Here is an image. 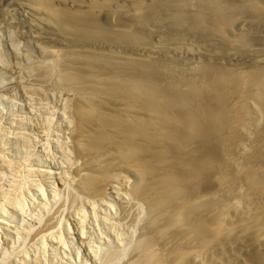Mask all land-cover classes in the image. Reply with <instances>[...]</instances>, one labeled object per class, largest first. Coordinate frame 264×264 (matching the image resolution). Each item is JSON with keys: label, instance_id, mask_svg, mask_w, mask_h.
I'll use <instances>...</instances> for the list:
<instances>
[{"label": "bare ground", "instance_id": "bare-ground-1", "mask_svg": "<svg viewBox=\"0 0 264 264\" xmlns=\"http://www.w3.org/2000/svg\"><path fill=\"white\" fill-rule=\"evenodd\" d=\"M163 14L215 36L222 51L224 43L264 37V0H0V31L15 34L5 45L15 53L27 42L51 61L33 64L29 51L16 53L13 71L53 78L64 100L63 162L58 172L39 170L45 182L36 194L57 197V180L108 215L116 201L137 206L142 221L121 264H264V148L238 160L249 150L251 121H264V74L241 105L232 53L215 57L214 69L203 62L202 73L213 72L206 89L191 79L183 91L182 78L164 86L169 64L190 58L162 48L150 32ZM21 199L15 204L24 210ZM94 247L91 258L98 257ZM118 251L104 253V264L119 261Z\"/></svg>", "mask_w": 264, "mask_h": 264}, {"label": "rangeland", "instance_id": "rangeland-1", "mask_svg": "<svg viewBox=\"0 0 264 264\" xmlns=\"http://www.w3.org/2000/svg\"><path fill=\"white\" fill-rule=\"evenodd\" d=\"M223 14L227 15L226 9L223 10ZM260 20H264V18H260ZM207 27H210V24H207ZM151 30L159 34L162 48L171 46L178 52L188 53L190 58V61H185L183 58L182 62L169 64V76L163 82L164 86H169L172 81L182 78L180 87L183 91L190 88L188 83L191 79L196 81L199 89H206L213 78V72L203 74V62L214 69L216 67L215 57H219L220 54L232 53L238 58V66L235 64L234 66L238 67L239 76L242 79L240 85L233 84L238 97L244 99L239 102L241 105L245 103L249 86L264 74V37L262 36L254 35L253 42L250 44L246 42L239 43V45L224 43L223 45L228 50L222 51L221 43L215 36L195 30L189 24L181 22L176 16L161 15L159 23L150 26V32ZM1 32L3 31H0V46L3 45L4 51L0 49V208L4 207L1 208L2 210L0 209V218L2 219V216L5 217L7 214V219L3 218L6 220L0 221V264H104L101 257L113 249L120 250L118 253H121L118 255L119 261L117 258L115 261L120 262L119 264L125 262L130 253L127 240L137 236V226L142 221V211L137 206L117 202L118 199H115L114 206L106 209V212L110 213L108 215L105 213L106 207L96 203V205L94 204L95 208H92L91 204L93 203L88 202L89 204H87L85 201L88 200L79 196L72 184L62 186L58 184L57 180L54 181L55 187L60 190L57 197H52L48 189L47 196L36 194L37 188L39 189V186L44 185L45 182L43 172L40 171L47 169L58 172V165L63 162L58 144L61 145L65 141L66 133L63 132L64 129L67 131L66 125L63 126L64 123L66 124L65 117L62 115L64 100L59 96L60 94H57L60 92L56 89L53 78H50L52 81L50 79L43 80V76L38 74L37 70L38 73L32 72V75L14 72L16 70L14 66L17 65L16 55L20 56L19 54H21L20 57L23 58L26 51H29L32 55L31 58H34L31 59L33 62H26L21 58L27 64L30 62L34 64L36 61H51L44 58V55L35 46L24 41H20V45L17 46L18 50L14 53L8 45H5L6 38L9 39L11 34L3 32L6 34L3 35ZM3 40L4 44H2ZM3 52L6 53L3 54ZM21 74L26 75L27 78L20 76ZM20 79H23V82L26 81V85L28 83V88L31 86L30 90L26 89L27 86L24 87L25 90L21 84H17ZM31 88L37 90L32 89L33 91H31ZM36 91L41 93L37 94ZM247 99H251V97ZM247 106L254 107L252 103ZM262 118L264 119V112ZM249 132L244 139L249 150L240 155L238 160L253 158L249 155L251 149L264 148V121L259 123L251 121ZM62 137L64 139H61ZM37 169L40 171L37 172ZM31 193L35 194L34 197ZM15 196L23 198L22 201L25 199L23 201L25 202L24 210L15 204L18 203L15 200L18 198ZM10 201L14 203L12 204ZM132 206L134 207L132 208ZM16 209L17 211H15ZM77 212H81L82 214H80L84 216H82L84 220L82 226L85 228L82 230L83 232L79 229L82 226L76 222V219L80 221V224L82 222L81 216L78 217ZM50 226L51 228L52 226L56 227L51 229ZM133 227L135 228L133 229ZM47 228L50 229V231L48 229L49 232L45 230ZM79 232L85 234L81 235ZM129 232L133 235L131 236ZM120 242L121 244H119ZM92 246H95V250L99 249L98 259L91 258ZM115 261H110V264H117V262L113 263Z\"/></svg>", "mask_w": 264, "mask_h": 264}]
</instances>
